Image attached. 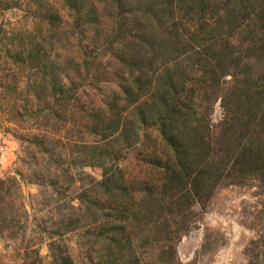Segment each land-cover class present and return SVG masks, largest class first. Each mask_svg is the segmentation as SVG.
Listing matches in <instances>:
<instances>
[{
    "label": "rangeland",
    "instance_id": "374dc122",
    "mask_svg": "<svg viewBox=\"0 0 264 264\" xmlns=\"http://www.w3.org/2000/svg\"><path fill=\"white\" fill-rule=\"evenodd\" d=\"M264 0H0V264H264Z\"/></svg>",
    "mask_w": 264,
    "mask_h": 264
},
{
    "label": "trees",
    "instance_id": "16d2710c",
    "mask_svg": "<svg viewBox=\"0 0 264 264\" xmlns=\"http://www.w3.org/2000/svg\"><path fill=\"white\" fill-rule=\"evenodd\" d=\"M263 150V152H262V157H263V160H264V149H262Z\"/></svg>",
    "mask_w": 264,
    "mask_h": 264
}]
</instances>
